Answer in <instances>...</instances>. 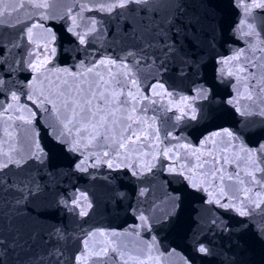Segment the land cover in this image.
Here are the masks:
<instances>
[{
	"label": "snow or ice",
	"instance_id": "snow-or-ice-1",
	"mask_svg": "<svg viewBox=\"0 0 264 264\" xmlns=\"http://www.w3.org/2000/svg\"><path fill=\"white\" fill-rule=\"evenodd\" d=\"M231 3L242 9L244 16L233 33L245 26L241 35L259 37L248 18L253 9H264V0ZM47 6L40 2L33 5ZM93 10L103 15L90 18L86 30L80 29L75 16L65 20L64 32L70 47L58 44L51 26L33 23L16 31L15 25L0 19V114L14 112L18 121L29 126L32 137L26 154L11 146L0 149V264H83L88 238L98 230L89 229L81 235L66 221L69 217L76 221L88 216L93 200L75 185L63 188L57 177L101 166L108 170L103 175L105 211L113 216L134 213L138 223L132 230L151 233L150 248L157 243L154 229L175 225L191 198L195 214L189 216L180 239L193 258H199L201 264H247L253 243L264 244V226L255 232L252 227L257 212L264 215V199L259 191L253 193L247 186L264 187V108L249 112L241 107L242 101L256 104L254 77L251 88L241 83L249 79L251 64L244 59L243 49L230 56L212 57V75L205 74L208 53L223 38L218 5L213 0H93L88 11ZM5 15L11 13L6 7L0 8V18ZM37 27L44 30L41 43L33 38ZM96 42L103 50L94 47ZM58 50L68 61L64 67L53 64ZM117 67L121 71L111 75ZM141 67L153 69L146 95L139 94L140 84L134 75ZM100 68L107 70V78L98 71ZM49 73L57 74L56 88L45 97L37 94L36 83L42 78L47 80ZM226 81L232 91L223 93L220 86ZM184 85L188 94L181 95ZM259 91L264 92V88ZM130 101L134 102L133 113L141 101L147 102L139 110L147 113L151 108L153 123L155 113L172 112L169 119L175 121L173 128L183 124L184 128L196 129L233 115L241 117L235 126L219 127L211 137L227 138L230 147L255 140L256 149L242 147L250 158L260 154L250 159V169L243 173L247 184L240 171L227 174V158L213 157L212 167L208 161L199 162V149L192 152L195 162H179L176 150L169 147L156 155L146 154L147 162L138 158L127 163L128 152L141 136L148 139L149 129L153 141H159L151 123L147 129H139V134L133 127L148 123L150 118L137 120L126 112L117 116ZM156 105L159 107H153ZM40 107L50 117V145L38 142L35 120ZM169 136L177 139L167 131L165 139ZM208 139L204 137V141ZM161 158L170 161L160 166V171L167 173L166 182L178 187L166 193L167 210L151 216L141 211L139 202L135 207L129 202L124 178H135L142 185L138 194L144 196L155 179V175H149L156 167L153 161ZM124 168L129 172H123ZM197 203L199 209L195 208ZM116 251L111 244L101 245L88 250L87 256L92 264H114L111 253Z\"/></svg>",
	"mask_w": 264,
	"mask_h": 264
}]
</instances>
